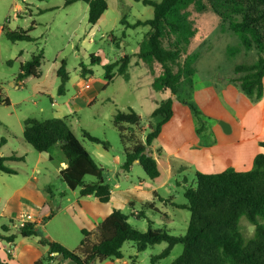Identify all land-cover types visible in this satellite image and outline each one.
Listing matches in <instances>:
<instances>
[{
    "label": "rangeland",
    "instance_id": "374dc122",
    "mask_svg": "<svg viewBox=\"0 0 264 264\" xmlns=\"http://www.w3.org/2000/svg\"><path fill=\"white\" fill-rule=\"evenodd\" d=\"M66 1L0 0V24L4 23L5 18L9 17L11 26H13L14 17L17 15L13 8H23L25 3L28 4L32 15L30 19L27 15L18 18V26L25 28L30 26L33 20L40 22L41 24L37 26L34 34L41 37L39 43L38 40L36 44L23 43L24 49L29 52L35 49L36 46L40 48V51H43L44 48L46 50L45 65L47 66L48 63H52L56 59L61 64L63 60L71 78V82L67 83L63 95L57 94L58 88L56 87L54 99L58 105L57 107H51L49 97L40 98L31 95V83L19 89H14L7 84L8 80L16 79L19 72L18 62L10 66H0V84L5 87L11 103V105L6 104L4 100L6 95L0 92V152L7 156L16 152L15 150H19L25 160L23 164H14L11 167L16 170L19 168L26 170L28 168V174L32 173V175L38 177L45 176L48 179L52 193L56 195L57 199H60L59 193L64 191L62 187L65 185L55 178L54 170L59 162L63 160L62 155L64 154H61L57 149L54 150L53 162L39 163L37 167L40 174L36 170L32 172L35 163L39 162L40 159L46 158L47 160V156H41L40 153L22 140L20 118L21 120L24 118H35L40 121L48 120L52 118V112L54 113L58 107L61 108V113H67L66 103L78 90V86L74 82L79 78L81 65L84 66V69L85 67L92 69V73L88 75V78L91 79L90 85L97 92V98L90 106L81 108L73 105L76 107V112L67 117L66 121L76 138L90 152L95 148L97 149L98 146L83 139L82 131H86L95 138L110 144L106 159L104 158V166H106L104 173L110 188L113 187L115 182L113 173L109 171V169H114L113 158L117 156L124 158L125 148L132 144L130 141L120 138V133L113 124V118L117 111H125L131 108L138 111V113L143 112L142 116L144 118H149L158 101L169 98L173 100V120L163 127L161 137L154 141V148L151 149L155 157L163 161L167 152L179 150L181 143L186 139H190L194 143H200L206 148H211L217 138L221 137L224 140L237 138L243 127L246 128V132H258L261 116L259 115V109L257 110L255 106L259 101L252 100L251 97L242 92L240 85L236 83L237 78L241 75L235 74L237 66L254 63L257 60L258 53L243 49L239 37L229 32L226 25L223 26L221 20L212 11L208 0H201L200 4H193L187 9L190 20L193 22L194 34L185 56H196L192 66L194 75L190 90V102L199 112L200 115L197 116L185 102L186 94L183 91H180L177 97H173L169 90L156 91L153 89L154 79L162 74L161 66L156 62H146L140 60L137 56H133L132 65L128 70L129 79L123 80L122 77L116 76L108 85H105L102 66L100 64H90L89 56L92 54L97 55L99 52L100 57L109 61L119 59L123 50L127 55H131L134 50L136 54H139L141 45L144 43V36L149 28L131 29L129 25L137 20L151 19L153 17L152 7L135 0H107L109 8L106 18L99 26L93 28L91 36L89 30L92 26L88 24V6L81 2L66 5ZM152 1L160 2L161 0ZM200 5L203 6L201 10L199 9ZM35 6L39 9L49 10L38 15V9ZM111 36L117 40L112 39L113 42H111ZM90 38L93 41L92 43H89ZM171 40V37L166 36L163 45L168 47ZM119 42L122 44L120 48H117ZM11 45L7 40H2V55L10 54L6 48L11 49ZM185 56L182 55L181 60L174 66V71L182 65ZM26 58L29 60L30 55ZM136 62H138L137 65H135ZM34 102L39 106H44L45 111L43 113L39 112ZM69 106H72V103ZM185 112L188 113V120H183ZM222 123L227 125L231 131L226 132ZM123 133L127 134V132ZM2 140H5L7 144L2 145ZM100 149H102L101 146ZM242 161L240 162L242 163ZM174 164L176 166L174 177L170 181L168 194L171 198L169 201L176 204H186L183 197V183H186V186H193L195 172L197 171L195 167H189V164L186 166L180 160H174ZM243 166L244 162L239 167L231 166L229 168L234 170L239 168L243 172L246 170ZM125 175L130 178L129 181L134 185L144 181L147 184L157 186L161 182L159 179L158 181L149 179L139 165L135 166L128 174H121L118 177L120 182H123ZM1 177L4 180L0 179V198L6 192L4 191L5 188L15 190L24 180V176L21 175L4 174ZM91 180H93L91 177L85 178L86 182ZM160 195L166 198L165 195L161 193ZM59 203L61 207L65 206L67 204L66 198L61 199ZM4 206L5 204L0 202V210ZM83 207L85 210L86 206L83 205ZM135 209L146 214L147 219L153 223L152 228L154 229H167L172 236H182L186 232L190 216L187 210L172 213L171 210L162 209L160 210L161 213H154L139 205ZM108 210L109 206L104 204V211L109 212ZM121 212L128 216L129 224L133 228L141 232L148 229L147 219L136 218L129 207L122 208ZM164 212L168 214L170 219H174V223L165 221ZM61 223L66 225V229L62 228ZM73 223H76L75 217L72 213L66 212V214H57L55 220L49 226V229H53L54 232L63 234L71 248L77 247L82 237ZM239 226L245 238L253 236L254 227L245 218L240 219ZM12 230L19 229L14 228L13 225ZM133 245L132 242L124 244L123 254L126 257L137 253ZM165 247L166 244L162 243L151 246L144 252L137 253L140 264H152L151 258L161 253ZM181 253L182 245H177L173 248L169 257L160 260V262L158 261L156 264H169Z\"/></svg>",
    "mask_w": 264,
    "mask_h": 264
},
{
    "label": "trees",
    "instance_id": "16d2710c",
    "mask_svg": "<svg viewBox=\"0 0 264 264\" xmlns=\"http://www.w3.org/2000/svg\"><path fill=\"white\" fill-rule=\"evenodd\" d=\"M41 1V0H39ZM43 1V0H42ZM140 1L153 9L151 19L137 20L129 28L148 27L141 45L140 60L156 62L161 66L162 74L152 83L156 91L169 90L173 97L180 91L186 94L185 102L195 115H200L190 102V90L194 75L193 63L196 56L186 55L189 43L194 34L193 22L190 20L188 8L200 4L201 0H152ZM214 14L226 25L229 32L239 37L243 49L256 51L257 60L250 65L237 66L235 74L241 75L236 83L242 92L252 100H260L264 94V0H208ZM76 2L88 6V24L95 25L107 11L106 0H67L66 5ZM202 5L199 6L201 10ZM31 29L4 31L5 38L11 42H31ZM172 40L168 47L163 45L164 38ZM182 65L174 71V66L181 60ZM44 58L43 51H38L20 66L16 80L39 78V68ZM91 64H99L97 56L90 55ZM131 56L123 57L104 64L105 85L111 83L115 74L126 76ZM9 64V63H8ZM116 70V71H115ZM115 71V72H114ZM88 72V73H87ZM90 71L81 65V76L84 78ZM59 86L57 92L63 95L69 81L65 61H61L57 70ZM182 92V93H183ZM173 117V100H163L152 113L148 124V133L144 143L136 140L137 135L131 129L139 127L141 118L131 108L117 111L113 124L119 131L121 139L133 145L125 150V163L122 167L128 170L134 161H138L145 175L155 180L160 176L158 164L147 151V147L161 134L162 127ZM123 132H127L124 134ZM131 133V134H130ZM22 137L36 152L50 154L59 145L64 154L67 167L60 171V179L69 190L79 191L80 197L94 196L101 203L110 199V186L104 170L96 163L91 154L84 149L65 118H53L40 121L28 118L24 121ZM82 137L89 142L101 145L105 150L107 142L82 131ZM264 147V142L260 143ZM23 161V157H0V172L16 174L6 166V162ZM91 177L93 181L86 182ZM184 184L183 197L186 204L177 206L189 212L187 229L182 236H172L167 229H154L148 221V229L139 231L128 222V216L114 210L94 231H82L78 248L70 251L58 243L41 238L40 244L48 248L47 255L35 264H98L106 260L120 259L124 243L132 242L137 252H144L149 247L166 244L164 250L151 258L152 262L170 256L177 245H182V253L172 264H264V155L258 154L252 167L246 172H237L227 168L216 174L195 172L193 186ZM166 202H171L167 200ZM147 208V207H142ZM143 213V212H142ZM140 212V214H142ZM245 218L254 227L253 236L245 238L240 230L239 221ZM136 218H140L138 215ZM13 224V223H11ZM9 227L0 228V240L12 243L15 235H6ZM23 238L37 236L38 233L31 223L18 230ZM55 254V255H54Z\"/></svg>",
    "mask_w": 264,
    "mask_h": 264
},
{
    "label": "crops",
    "instance_id": "0c3cea01",
    "mask_svg": "<svg viewBox=\"0 0 264 264\" xmlns=\"http://www.w3.org/2000/svg\"><path fill=\"white\" fill-rule=\"evenodd\" d=\"M107 1V0H106ZM108 8L109 4L107 2ZM36 9H38V15L43 13L46 10L39 9L37 6H35ZM14 12L17 13L16 17H14L15 21L13 22V26H11V22L9 21L10 15H8V18H5V22L0 24V66L6 65L10 66L15 62L19 63V72H20V66L25 63L27 60V56L30 55V58L36 54L38 51H40L39 47H35V49L31 51H26L23 47V43L26 44H36L37 40L39 43V39L41 36H35V32L37 29V26L40 25V22L32 21L30 26H27L25 28H20L18 18H23L27 15V17L30 19L32 13L29 11L28 4L25 3V6L23 8L21 7H14ZM107 11L101 16V18L98 20V22L95 25H91L92 28L89 30V35L92 36L93 28L96 26H99L103 22V20L106 18ZM145 21V20H143ZM12 27V28H11ZM19 31V30H28L31 29L29 35L32 37L31 42H15L11 43L9 42L5 36L4 31ZM7 40L9 43H11L12 47L11 49L6 48L9 50L8 55H2L1 53V42L2 40ZM116 38L111 36L110 41L113 42V40ZM117 40V39H116ZM92 39H89V43H92ZM119 46L117 48H120L121 42H119ZM114 44V43H113ZM43 54L44 58L41 62L40 68H39V78H26L22 81L16 80L13 78L11 81H7V84H9L14 89H19L21 87L26 86L27 84L31 83V95L33 97H49V100L51 102V107H57V101L54 99V93L56 87L59 86V78L57 77V70L60 67V63L57 62V59L54 60L52 63H48V65H45V54L46 50L43 48ZM94 56L99 57L100 59V65L103 67L104 64L112 63L113 61H109L106 58L100 57V52L96 54H92ZM124 55H127V53L122 52L121 57ZM135 50L130 55L131 60L129 67L132 65V57L135 56ZM90 57V56H89ZM9 63V64H8ZM91 64V63H90ZM138 62L135 63L137 65ZM128 67V70H129ZM87 71H90L92 73L91 68H86ZM81 70V69H80ZM126 76H120L123 78V80L129 79V74ZM18 72V73H19ZM15 75V74H12ZM69 75V74H68ZM87 74L84 78L81 76V71H79V78L74 82L76 86H78V90L74 96L70 98V101L66 103L67 106V113H61V108H57L55 112H52V118H67L74 112H76V107H85L90 106L94 100L97 98V92L95 89L90 86L88 89L83 88V83L86 82V80H89L91 82V79L88 78ZM119 76V75H115ZM114 77V78H115ZM71 82V78L69 76L68 83ZM101 83V82H100ZM0 92L1 94H5V101L6 104H10V100L8 98V93L3 85L0 84ZM58 94V92H57ZM4 101V102H5ZM163 100H160L156 103L155 110L159 107L160 103ZM259 101L258 104L255 106V108L259 109V115L261 116L260 119V129L257 133H249L246 132V128L243 127V130L240 131V134L237 138L231 139V140H224L221 137L217 138V140H214V144L211 148H206L200 143H194L190 139L183 140V142L180 145L179 150L167 152L165 155V160H161L160 158H156L154 153L151 149L154 148L153 143L149 147H147V151L153 156V158L156 160L158 164V169L160 172V176L155 179L156 181L161 180L160 183H158L157 186L147 184L144 181H141L138 185H134L132 182L129 181L128 176L123 177V182H120L119 176L121 174H128V172L132 171L135 166L139 165L138 161H134L132 165L129 167L128 170H124L122 167L125 163V156L120 157L117 156L116 158H113V165L114 169H109L110 172L113 173V176L115 178V182L113 184V187L110 188V199L107 203H101L97 198L94 196H86V197H80L79 191L75 190H69L65 183L62 182L60 179V171L65 169L67 167V161L64 155L63 160L59 162V165L54 170L55 178L62 182L65 186L62 187L64 191H61L59 194L60 199H57L56 195L52 193V189L48 184V179L45 176H35L27 173V169L24 168H17L16 170L13 166L14 164H23V161H10L6 162V166L14 169L16 171V174H9L14 176H24V180L21 182L20 186L16 188L15 190H8V188H5L3 193V197L0 198V202H3L5 204L4 208L0 210V228L1 226L5 225L9 227V231L6 233V235H15L16 238L11 243V249L12 253L9 254L7 252L8 250V244L5 241L0 240V264H35L36 262L40 261L42 258H44L47 255L48 248L44 247L40 244V239L44 238L47 239L50 242H55L60 244L61 246L65 247L66 249L70 251H74L78 248L79 244L75 248H71L70 244H68V240L64 238L63 234L54 232L53 229H49L50 224L55 220L57 214H66V212L72 213V215L75 217L76 223L74 224V227L76 230H78L80 236L81 232L86 231H94L97 226L104 221L114 210L121 211L124 207H129L133 211L134 216H139L142 219H147L146 214L143 211H136L135 207L139 205L140 207H147L146 210L152 211L154 213H161L160 210H171L172 213L178 212L180 210H185L183 208H178L177 206H183L185 204H176L175 202H166L171 197L169 193L170 189V181L171 178L174 177V160H180L181 163L185 164L186 166L189 164L190 166L195 167L197 172L204 173V174H216L223 172L227 168L234 166L239 167L244 162V169H246L243 172L249 171L252 167L253 160L256 155L263 154L264 155V147L260 145V143L264 142V94L262 98ZM41 103V102H40ZM70 103H72V106H69ZM34 105L38 108L39 112L43 113L45 111L44 106H39V104H36L34 102ZM75 105V106H73ZM154 110V111H155ZM135 111V110H134ZM153 111V112H154ZM139 117L141 118V123L139 127H135L131 130V133H135L137 135L138 141L144 142V139L148 133V124L149 121H151L149 118H144L142 116L143 112L135 111ZM152 112V113H153ZM186 113V112H185ZM67 115V116H66ZM188 113H186L183 116V120H188ZM173 116H174V103H173ZM28 118H24L20 122L22 125L21 133L23 134V128H24V121ZM35 119V118H34ZM49 120V119H48ZM172 119L167 123L169 124ZM45 121V120H42ZM167 124H165L163 127H165ZM163 127L161 134L163 133ZM231 131V130H230ZM180 133V131H178ZM130 133V134H131ZM161 134L156 139L158 140L161 137ZM92 136V135H91ZM94 137V136H93ZM141 137V138H139ZM83 138V137H82ZM192 138V135H191ZM84 139V138H83ZM99 139V138H98ZM22 140L24 141L23 137ZM143 140V141H142ZM102 141V140H101ZM25 142V141H24ZM108 143V142H107ZM2 145H6L7 142L5 140L1 141ZM93 144V143H92ZM83 146V144L81 143ZM97 145V144H96ZM109 147L107 150H105L101 145H97L98 148L91 150H87L84 146V149L88 151L93 159L96 161V163L105 170L106 166H104V158L106 159V155L109 152L110 144L108 143ZM131 144L130 146L126 147L125 150H130L132 148ZM100 146L102 149H100ZM4 147V146H3ZM59 150V152L62 151L59 147V145H56L50 154L41 153V156H47V160L40 159L39 162L35 163V166L32 167V172L35 170L38 171V164L42 162H53L54 156L53 152L54 150ZM124 150V151H125ZM16 152H13L11 155L5 156L3 153L0 152V157H23V154L19 152V150H15ZM124 153V152H123ZM175 158V159H174ZM241 160L242 163L240 162ZM108 163V162H106ZM140 166V165H139ZM218 169V170H215ZM239 169V168H238ZM235 169V171L241 172L242 169ZM249 169V170H247ZM39 172V171H38ZM4 172H0V179L4 180L3 176ZM40 174V172H39ZM93 181V180H91ZM89 181V182H91ZM164 193H163V192ZM167 191V192H166ZM162 195H165L166 198L162 197ZM167 193V194H165ZM66 198L67 204L63 207L59 205L60 200L63 198ZM104 204L109 206V212L104 211ZM83 205L86 206V209L84 210ZM140 212L142 214H140ZM105 213V215H104ZM165 213V212H164ZM21 215H30L31 221L29 223L34 225L35 230L37 231V236L27 237L23 238L19 236L18 230H12L14 221L18 220V218ZM126 215V214H125ZM165 221L167 223H174V219H170L168 217V214H164ZM148 220V219H147ZM129 222V220H128ZM13 223V224H11ZM61 226L63 229H66V225L64 223H61ZM168 227V226H167ZM125 244V243H124ZM135 248V245H133ZM123 248L122 246L121 253L122 257L120 259H113V260H106L102 263L98 264H140L138 254L136 248L135 254L125 256L123 254ZM166 259V258H165ZM164 260V259H163ZM175 260V259H174ZM173 260V261H174ZM162 261V260H161ZM170 262L169 264L173 263ZM158 262V261H157ZM157 262H152V264H156ZM160 262V261H159ZM59 261L55 260L54 264H58ZM63 264H70L68 262H63Z\"/></svg>",
    "mask_w": 264,
    "mask_h": 264
},
{
    "label": "built area",
    "instance_id": "2783aa9c",
    "mask_svg": "<svg viewBox=\"0 0 264 264\" xmlns=\"http://www.w3.org/2000/svg\"><path fill=\"white\" fill-rule=\"evenodd\" d=\"M90 81L86 80V82L83 83V88L84 89H88L90 88ZM31 216L30 215H21L20 218L14 223V228L16 229H21L25 226V224L29 223L31 221ZM8 244V250L7 252L9 254L12 253V249H11V243H7ZM55 255V254H54Z\"/></svg>",
    "mask_w": 264,
    "mask_h": 264
},
{
    "label": "water",
    "instance_id": "95a60500",
    "mask_svg": "<svg viewBox=\"0 0 264 264\" xmlns=\"http://www.w3.org/2000/svg\"><path fill=\"white\" fill-rule=\"evenodd\" d=\"M222 126H223V128H224V130L226 132H229L230 131L229 127L227 125H225L224 123H222Z\"/></svg>",
    "mask_w": 264,
    "mask_h": 264
}]
</instances>
